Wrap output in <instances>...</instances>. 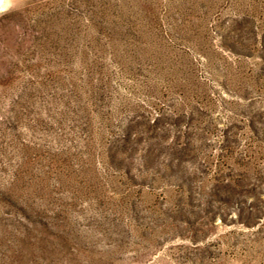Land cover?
<instances>
[{
    "label": "rangeland",
    "instance_id": "obj_1",
    "mask_svg": "<svg viewBox=\"0 0 264 264\" xmlns=\"http://www.w3.org/2000/svg\"><path fill=\"white\" fill-rule=\"evenodd\" d=\"M0 264H264V0H0Z\"/></svg>",
    "mask_w": 264,
    "mask_h": 264
},
{
    "label": "clouds",
    "instance_id": "obj_2",
    "mask_svg": "<svg viewBox=\"0 0 264 264\" xmlns=\"http://www.w3.org/2000/svg\"><path fill=\"white\" fill-rule=\"evenodd\" d=\"M4 7H7V5L5 4V5H3Z\"/></svg>",
    "mask_w": 264,
    "mask_h": 264
}]
</instances>
